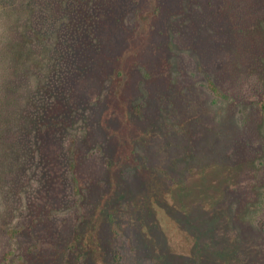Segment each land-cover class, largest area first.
I'll list each match as a JSON object with an SVG mask.
<instances>
[{
  "label": "trees",
  "instance_id": "trees-1",
  "mask_svg": "<svg viewBox=\"0 0 264 264\" xmlns=\"http://www.w3.org/2000/svg\"><path fill=\"white\" fill-rule=\"evenodd\" d=\"M57 1L70 5L0 0V264H167L146 222L183 229L184 216L170 179L138 160L135 84L168 81L182 38L200 60L229 55L207 75L214 94L233 85L264 0ZM210 259L199 247L192 262Z\"/></svg>",
  "mask_w": 264,
  "mask_h": 264
},
{
  "label": "rangeland",
  "instance_id": "rangeland-1",
  "mask_svg": "<svg viewBox=\"0 0 264 264\" xmlns=\"http://www.w3.org/2000/svg\"><path fill=\"white\" fill-rule=\"evenodd\" d=\"M55 1L62 10L70 5ZM4 2L12 12L23 0ZM249 32L258 52L252 61L237 60L235 83L221 78L216 94L209 85L217 87L216 78L207 75L220 71L229 55L200 60L182 38L181 50L175 45L168 56V81L155 91L135 84L134 103L144 113L138 160L170 179L174 208L184 216L183 229L176 218L161 229L155 218L146 222L159 232L153 252L167 264H193L199 247L210 264H264V12ZM4 239L1 231L0 260Z\"/></svg>",
  "mask_w": 264,
  "mask_h": 264
}]
</instances>
